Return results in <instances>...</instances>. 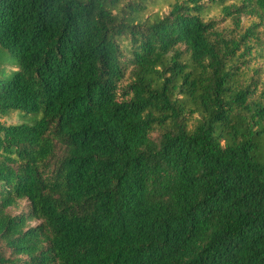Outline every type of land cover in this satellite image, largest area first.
I'll return each mask as SVG.
<instances>
[{
    "label": "trees",
    "instance_id": "16d2710c",
    "mask_svg": "<svg viewBox=\"0 0 264 264\" xmlns=\"http://www.w3.org/2000/svg\"><path fill=\"white\" fill-rule=\"evenodd\" d=\"M0 264H264V0H0Z\"/></svg>",
    "mask_w": 264,
    "mask_h": 264
},
{
    "label": "rangeland",
    "instance_id": "374dc122",
    "mask_svg": "<svg viewBox=\"0 0 264 264\" xmlns=\"http://www.w3.org/2000/svg\"><path fill=\"white\" fill-rule=\"evenodd\" d=\"M151 9H153V10H155L156 9V7L155 8H151ZM162 11H166V7L164 6L163 8H162ZM215 18V19H221V15H220V11H219V9H213V10H211L209 13H208V15H207V18ZM240 25L241 26H246V21H245V19L243 18V17H241L240 18ZM218 29H220V31L225 35V36H227V35H230L231 33H232V31H233V29H234V24H233V22L232 21H230V20H224V21H220V23H219V25H218ZM261 65L262 64V60L261 59H257L255 62H254V65ZM24 206H25V203L23 202V203H21V205L19 206L20 208L19 209H21V208H24ZM19 209H17V210H14V212H17V211H19Z\"/></svg>",
    "mask_w": 264,
    "mask_h": 264
}]
</instances>
